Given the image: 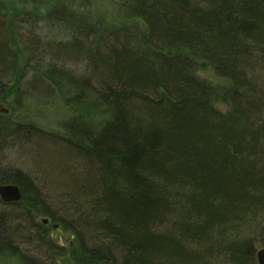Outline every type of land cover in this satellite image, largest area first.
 Instances as JSON below:
<instances>
[{
  "label": "trees",
  "instance_id": "obj_1",
  "mask_svg": "<svg viewBox=\"0 0 264 264\" xmlns=\"http://www.w3.org/2000/svg\"><path fill=\"white\" fill-rule=\"evenodd\" d=\"M22 30L68 39L25 43ZM30 94L67 116L19 138L44 187L0 170L23 192L0 199V264H257L264 0H0V100ZM16 114L0 116L11 139Z\"/></svg>",
  "mask_w": 264,
  "mask_h": 264
},
{
  "label": "bare ground",
  "instance_id": "obj_2",
  "mask_svg": "<svg viewBox=\"0 0 264 264\" xmlns=\"http://www.w3.org/2000/svg\"><path fill=\"white\" fill-rule=\"evenodd\" d=\"M38 95L35 94H30L27 97L23 98L22 100H20L19 102L15 103V106L13 109H17V111L20 113V115H22L21 117H19V115H15L14 117L16 118V120L18 121V123H20L22 127L19 131H16L13 136L15 138H10L9 136L0 133V140L2 141V148L0 149V152H3L7 149H11V148H17L19 150H24L25 146H23L21 143L18 144L19 138L21 137H26L27 135L30 134H35L37 135V132L33 129H27L30 126H34L37 127L38 129L44 131V132H58L61 130V125L56 122V124H54V126L52 127H46L45 124L46 123H50L51 120H55L57 118L56 115H54V111L56 110L62 117H66L67 114H65V106L64 103L61 101H58L59 99L56 98V96L53 97V101H50L49 104L52 105L53 107H49V108H45L43 107V105L45 104V102H43V97L44 96H38V98L36 97ZM28 98H30L31 100H28ZM22 104L23 107H19V105ZM38 105V110L36 111L34 106ZM8 107V106H7ZM43 107V109H42ZM55 108V109H54ZM11 108H8V113H1L0 112V116H5V115H11L12 110ZM51 116H55V118L51 117ZM35 118L41 119L43 121H45L43 125H41L37 120H35ZM98 133V132H97ZM17 139V140H15ZM4 142V143H3ZM1 171L6 172V170L12 171L10 169L4 168L1 169ZM21 172H24L23 170L18 169ZM26 173V172H24ZM8 185H13V186H17L19 187L20 191H21V195H22V199L23 200V192L22 189L20 188V186H18L15 183H9V184H4V183H0V186H8ZM2 201V200H1ZM3 202V201H2ZM21 202V201H20ZM4 203V202H3ZM19 203V202H17ZM5 204H10V203H5ZM33 221H36L38 223H42L43 225L46 226L45 221L43 220V217H40L38 215V213L31 215ZM43 218V219H41ZM48 222H50L49 219H47ZM56 226V231H58L56 238H58L59 235H61L62 233H65L66 231H63V229L61 230L60 226L58 224H55ZM50 236V234H49ZM51 239V236H50ZM52 242H54L53 239H51ZM55 244V242H54ZM56 245V244H55ZM261 250H259L256 247V252H255V256H256V260H257V264H259L258 262V254ZM27 256L28 257H36L33 256L29 253V251H26ZM33 261L36 262V260L33 259ZM38 264H40V262H38Z\"/></svg>",
  "mask_w": 264,
  "mask_h": 264
},
{
  "label": "rangeland",
  "instance_id": "obj_3",
  "mask_svg": "<svg viewBox=\"0 0 264 264\" xmlns=\"http://www.w3.org/2000/svg\"><path fill=\"white\" fill-rule=\"evenodd\" d=\"M15 5V2L13 3ZM22 4L20 2H16V6L20 7ZM36 32H33L31 30H22V35H23V40L25 43H28L33 36H35V34L39 35L41 37L42 40H44L45 42H56V41H61V40H66L68 39V33L64 30H55V31H51V30H35ZM34 33V34H31ZM41 42V41H38ZM44 43V42H43ZM44 45V44H43ZM56 46L55 43L50 44V46H47V48L51 47L54 48ZM52 51V50H51ZM73 68V67H72ZM75 68V67H74ZM31 74H32V70H30ZM30 74V75H31ZM211 76L210 74L206 75ZM30 77L26 78V82H29ZM24 90H26V87H24ZM28 100H31L30 98H28ZM35 110H38V105L34 106ZM43 109V107H42ZM53 118H55V116H51ZM35 120H37L41 125L45 124L41 119L35 118ZM56 119L55 120H51L50 123H46L45 126L46 127H52L54 126V124H56ZM25 154V152H23V150H19L17 148H11V149H7L3 152L0 153V168L4 169H10V170H23L24 172H26L28 175H30L32 178H34L35 181H37V184H39L41 187H44V183H41V178H43L44 174H42V171H40L39 169L36 168L35 163L33 162V160H30L28 158H26L25 156H23ZM25 157V158H24ZM44 179V178H43ZM47 193V192H45ZM1 209V208H0ZM56 214L58 217L61 216V214H58V209L55 207ZM60 215V216H59ZM63 218V215H62ZM43 219V218H41ZM44 220V219H43ZM60 226V224H58ZM61 230H62V226H60ZM58 231L55 230V228L53 226L50 227V236L51 239L54 240L56 246H60L63 249L68 248V246L71 244V238H70V234H68V232L62 233L61 235L58 236V238H56ZM32 251V249H30ZM29 251V250H25ZM57 253L59 252L58 250L56 251ZM31 255L34 256V254L32 252H30ZM34 260H36V257H33ZM40 261H47V259H40ZM39 261V262H40ZM50 262V261H49ZM48 261L46 262V264H52L49 263ZM52 262V261H51ZM57 260H54V263H57Z\"/></svg>",
  "mask_w": 264,
  "mask_h": 264
},
{
  "label": "water",
  "instance_id": "obj_4",
  "mask_svg": "<svg viewBox=\"0 0 264 264\" xmlns=\"http://www.w3.org/2000/svg\"><path fill=\"white\" fill-rule=\"evenodd\" d=\"M0 112L8 113V110L0 103ZM0 199L4 203H17L22 201V195L19 187L8 185V186H0ZM48 224V221H45ZM261 250L258 254V262L259 264H264V249Z\"/></svg>",
  "mask_w": 264,
  "mask_h": 264
},
{
  "label": "flooded vegetation",
  "instance_id": "obj_5",
  "mask_svg": "<svg viewBox=\"0 0 264 264\" xmlns=\"http://www.w3.org/2000/svg\"><path fill=\"white\" fill-rule=\"evenodd\" d=\"M0 103H1V104H3L5 107H7V104H6V103H3V102H1V100H0Z\"/></svg>",
  "mask_w": 264,
  "mask_h": 264
}]
</instances>
